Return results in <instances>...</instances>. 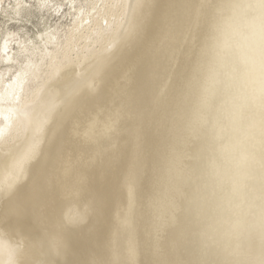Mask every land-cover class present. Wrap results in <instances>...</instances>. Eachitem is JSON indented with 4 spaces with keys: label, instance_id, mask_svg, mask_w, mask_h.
Wrapping results in <instances>:
<instances>
[{
    "label": "bare ground",
    "instance_id": "6f19581e",
    "mask_svg": "<svg viewBox=\"0 0 264 264\" xmlns=\"http://www.w3.org/2000/svg\"><path fill=\"white\" fill-rule=\"evenodd\" d=\"M0 236L264 264V0H0Z\"/></svg>",
    "mask_w": 264,
    "mask_h": 264
},
{
    "label": "clouds",
    "instance_id": "9594fccd",
    "mask_svg": "<svg viewBox=\"0 0 264 264\" xmlns=\"http://www.w3.org/2000/svg\"><path fill=\"white\" fill-rule=\"evenodd\" d=\"M0 264H29L26 252L0 236Z\"/></svg>",
    "mask_w": 264,
    "mask_h": 264
},
{
    "label": "rangeland",
    "instance_id": "374dc122",
    "mask_svg": "<svg viewBox=\"0 0 264 264\" xmlns=\"http://www.w3.org/2000/svg\"><path fill=\"white\" fill-rule=\"evenodd\" d=\"M38 21H39V18H34L33 19V24L32 23H29L30 25L28 24V27H30L34 31H37V28L35 27V24H37ZM39 28H43V26L42 25H39Z\"/></svg>",
    "mask_w": 264,
    "mask_h": 264
}]
</instances>
